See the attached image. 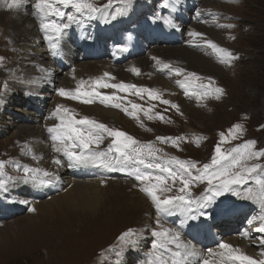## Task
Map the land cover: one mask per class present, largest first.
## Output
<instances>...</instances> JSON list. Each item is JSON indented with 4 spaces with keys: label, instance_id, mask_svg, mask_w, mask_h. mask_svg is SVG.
<instances>
[{
    "label": "rangeland",
    "instance_id": "rangeland-1",
    "mask_svg": "<svg viewBox=\"0 0 264 264\" xmlns=\"http://www.w3.org/2000/svg\"><path fill=\"white\" fill-rule=\"evenodd\" d=\"M30 1L32 4L29 7L28 14L33 17L32 21L37 31L42 33L43 31H41L40 28L42 21L38 15L33 14L35 12V0ZM182 1L185 3L189 2L190 5L178 3L180 0H111V6H108L109 0H90L95 7L101 9V11H99L100 13H95L90 16L89 19L84 18L82 14H80L78 15L77 21L70 23V26H73L71 35L77 37L75 27L79 22L91 24L95 15L99 14L98 21L99 19L105 18L104 16L114 14L120 16V20H122V18L125 19V21L118 26V35L122 34L123 36H126L132 25L137 23L140 24V21L143 23H150L153 21L155 24L159 25L161 22L166 23V21L170 20L171 23L166 24L169 25V28H173L174 26L178 28H174L173 34L180 40L178 39L177 42L171 44V42L165 41V37H161L160 39L162 40V43L159 40H156V49L163 50L166 47H183L189 51L197 53L201 58L208 60L215 68V71H209V69L204 67L202 69L201 67L197 68L196 66H190L186 61L184 62L179 59L168 60L166 57L165 61L162 60L164 61V64L169 65V71H166V75H169L171 72V77L170 75L169 77L175 82L177 80H184L186 73L194 72L199 75L201 79L195 81L193 87L189 88V95H185L184 90L180 87H177L176 92L167 91L160 87L152 86L150 83L148 84V82H145L142 79L141 68L151 62L152 57H155V60L163 59L158 57L160 55L155 56L154 54H151V58L144 56L143 60L146 62L145 65L143 60H139L140 62L138 61L135 65L138 66L139 70L141 69L138 75L133 71L129 70V72L124 69V73L128 72L124 79L123 76L117 74L116 71L118 70H116L115 67L109 66L107 61L102 60V62L107 63L105 65L108 67L107 70H105L106 72H104L112 74L109 77H104L103 70L102 72L97 70L96 77H94L93 80H85L86 86L84 91H90L94 87L93 81L96 78L103 76L104 82L106 83L125 82L154 90L160 94L162 99L169 100L173 104L178 105L179 110L170 105L161 103L159 99H151L148 93L143 94V99L132 94L133 97L127 101L137 104L140 102V105L142 103L144 106L147 104L152 105L150 108L151 111L148 113L153 117L152 119H148L146 115H142L140 113L141 111L139 112L131 109L130 104H128L127 101L118 102L122 103V107H128L130 111H136L138 118L129 116L121 109L112 106H106L95 102L86 104L83 103L82 100H73L68 97H62L58 94V89L64 88L66 90H74L79 82V78L75 83L70 80L71 78L67 79L65 74L70 73L68 71H63V74L55 76L58 80L54 86H51L52 98L49 100L50 102H53V104L54 102L60 103L62 106L61 115L66 117L74 116L76 120L87 116L90 119L107 125L109 128L118 129L131 135L134 139L139 141L141 145L151 142L154 148L162 150L157 152V156L160 157L161 160H156L154 162H168L172 161V158L175 157L178 158L179 161L195 163V168L190 169V183L186 192L182 193L179 191L183 186L180 180L177 179L173 184V181L169 178L166 186L171 188V191H158L157 194L162 199L168 196L183 195L185 196V202L188 200L193 201L190 206L191 208L196 209L203 204L204 201L202 198L209 196V193L212 195V193L207 191L209 187L207 180H197L195 177L200 174L198 170H201L204 164L211 163L212 157L216 155L215 149L217 145H219L221 151L227 155L233 148L243 146L246 141L251 140L255 141V143L251 145L248 150L241 147L240 151L242 153L246 154V151H264V0H208L210 2H215V4L218 5V8L215 9L214 7L213 10H209L210 7H208L207 0ZM6 3L7 0H0V58H3V60L0 61V101L12 97L11 94H8L9 90H11L9 88L12 82L17 81L22 83L20 80H17L16 76L19 74L15 73L14 75L13 71L19 63L18 41L14 38V34L12 33L14 27L13 20L17 19L16 17L19 10L18 8L9 9L6 6ZM173 4H177L185 13L182 14L180 11L174 9L171 10L170 6ZM195 9H200L198 10L199 16L197 17H195L193 13ZM62 11L69 13L74 12V9L66 7V9H62ZM191 18H194L197 27L190 25L189 21L193 20ZM46 19L59 23H65L67 21L66 16L57 19V16L54 15L47 17ZM67 23L69 22L67 21ZM225 25H233V27H225ZM202 26L205 27L200 31L199 28ZM205 29L206 31L213 32L214 35L215 33L219 35L222 33L223 35L221 34L220 36L215 35L216 37H210V35L204 34V32H206ZM192 33H200L203 35L193 36L191 35ZM49 35L52 34L49 33ZM192 38L195 39L192 41ZM67 39L68 37L63 35V44L60 43L62 49L65 48ZM211 40H213L212 42L218 46L229 50L234 58L231 59L230 62L226 59L222 62V54L212 49L207 43H204ZM40 46L41 47L38 51H40L39 54L41 55L43 52L41 51L43 44H40ZM47 46H49V44ZM44 50L45 54L49 55L48 50L45 48ZM38 51L35 52L32 49L31 52L27 53H33V56L31 55L34 57L32 58V62L40 61L39 59L36 60L35 56ZM160 52L161 51H159V53ZM105 60L108 59L105 58ZM155 60L149 63L148 66L157 65L153 64L156 62ZM72 62V65L75 66L74 70L77 69L79 65H77L78 61L76 58L75 60H72ZM38 64L41 65L40 62ZM119 66H121V64H118L116 67ZM171 67H173V70H171ZM22 68L27 71V73L30 70L25 64ZM177 68L186 70V73L177 75L175 72V69ZM33 72V75H35L36 72ZM158 73L159 72H157V74ZM164 73L165 72H163V74ZM33 75L30 77H33ZM209 77L212 78V88L208 90V95L202 96L199 100L196 99L191 93L194 91H200L197 85L201 83L205 85L209 84ZM191 79L194 80L195 78ZM29 80L31 79L29 78ZM61 82H64L65 85L59 87L58 84L60 85ZM22 85H24L25 88H33V84L22 83ZM215 87H220L224 90L223 93L219 95V98H217V94L212 91ZM42 89L44 91V88ZM96 90L104 94H111L104 88H99L98 86H96ZM119 91L120 94L117 93V95L120 97L126 96L127 99L131 94L130 90ZM97 101H99L98 98ZM5 104L6 102L0 103V160L6 162L3 176L6 178L7 183L5 188L0 189V202L6 200V196H10L9 194H11L10 197L12 198L13 203L16 204L15 207L19 206L20 208L25 209L20 213L7 211L8 213L6 212L3 215L8 218L6 220H3V216H0V233L5 231L2 229V227L5 226L4 224H9L19 217H28L30 214L37 215L35 214V210V212L32 211V203L46 201L49 200L48 198L59 196L60 193H62L60 190H56L55 192L47 191L41 196L33 195L30 193V190L27 189V192L22 191L20 194L17 186H14L18 185L20 182L28 183L23 181V177L26 173L24 170L18 168L17 165H23V168L24 166H28L30 168L49 170L40 166L39 158L33 150L34 143H30L32 146L31 150L30 146H28V144L26 145V143L29 142L24 141L25 137H19L18 133H14V129L20 121L16 120L17 118H14L11 110H2ZM93 106L112 109L119 114L120 118H117V120L116 118L108 120L105 119V117L96 116L91 110H88ZM64 108L69 111L67 113L63 112ZM14 109L17 112L25 111L24 107L18 109L15 107ZM157 113L163 114L164 118L160 119L157 116ZM39 115V117L36 116L38 120L43 121V119H46L52 126L56 125V122L57 124L60 123L59 119L55 116L46 117L47 114H44L45 116L42 117L43 115L41 113H39ZM8 121L11 123L8 124ZM235 124H240L242 130L235 132L230 136L229 129ZM44 132L46 138L49 139L48 144L52 146L51 142L53 141L51 140V134L47 129L44 130ZM220 133H224L228 138L222 141ZM104 137L103 143L99 146L106 144L107 147L109 144L108 142H112L113 138L108 136L107 133L104 134ZM157 137H180L181 139L174 144L171 141L165 143L157 140ZM93 148H95V145H93ZM61 154L63 153L61 152ZM233 155H235V153H233ZM242 163L248 166L254 164L261 165V168L252 175L264 179V156L254 157L242 161ZM166 166H170L173 171L178 174L181 171L180 165L176 162H172ZM124 167L128 168L131 173L130 177L127 179L105 177L104 188L106 190V195L102 201L106 202L103 207H101V210H107L108 208L113 210L114 208L118 209L115 206L113 208V204L122 207L130 200V198H139L148 204L149 211H142L141 208H138L125 212L126 208H122L117 212L118 214H114L111 219L105 217L103 219L101 218L103 224L98 227L97 224L95 225V223H91L89 227L84 225L80 230H78L79 227L76 226V218L73 220L70 219L72 220V225L65 227L67 226L66 221H69V218L66 219L62 216L65 220H62L61 217V219L57 218L55 221H47L46 218L39 221L40 218L42 219V216H40L35 220L32 226L28 227L29 229L27 232L21 230L0 237V264H121L123 261L124 264H148L147 256L154 255L158 252L157 249L155 251V248L153 247L154 243H156L153 238L156 236L151 234V232L161 231L163 228L170 229V227L173 226V228L177 227L174 229L175 231L173 230V233H179L180 228L184 224V221L178 224H166L167 221L163 220L160 217V214L164 216L170 215V217L171 215H179L186 219L189 218L188 214L182 208H174L168 213L158 212L151 197L141 190L145 186H150V183H155V181L141 182L135 179V175H133L135 169L137 167L141 168V165L129 162L124 165ZM185 167H187V165H185ZM213 170H217V166H213V168L210 169V171ZM155 174L167 175L165 173H160L159 170H156ZM82 176L83 175H75V178H87L86 176ZM110 182H114L115 186L119 183L122 187V192H118L115 186H112L109 189ZM213 183L217 184L218 181H214ZM161 187L164 186L162 185ZM230 188L232 191H223L222 194L215 197L206 208H200V211L205 212L206 214H217L221 211L230 209L235 203L248 200L254 203L255 207H257L258 211L255 212V219L264 221V191L261 190L260 185L257 184L254 179L249 178L243 184L230 185ZM237 205L238 204L235 206ZM62 212L65 214L68 211L63 207ZM246 213L249 217V213ZM193 215L198 216V219L203 217L199 215V212H194ZM237 218L241 220V223L245 220L240 216ZM20 219L22 218H19V221ZM37 223L39 224L37 225ZM129 228L133 229L135 232V235L130 238L134 243H123L118 237ZM228 236L229 234L226 237ZM138 241H144L145 243V246L142 249L143 256H136L132 253V248L139 243ZM180 241L181 237L178 243L180 246H183L188 253H196V250L193 249V247L198 244L192 243L187 246V244L181 245ZM165 244L168 247L166 249L169 250V253L172 256L174 252L179 251L175 247L176 244L171 242H166ZM169 244H171V248H169ZM202 250H206V247H203ZM202 254L199 255V253H196V255H189L188 258L187 255L182 253L183 263L204 264L205 261H208L209 264H232V261L224 263L227 262L225 256L231 255L235 257L241 254L253 257L257 261L264 259L259 258L258 256H252V254L247 251L236 248L227 250L223 249L219 252V255H214L213 258L206 256L205 253L201 256ZM171 255L168 256L167 254V257H162L171 262ZM155 264H159V261L157 262L156 260ZM239 264H241V261Z\"/></svg>",
    "mask_w": 264,
    "mask_h": 264
},
{
    "label": "bare ground",
    "instance_id": "bare-ground-1",
    "mask_svg": "<svg viewBox=\"0 0 264 264\" xmlns=\"http://www.w3.org/2000/svg\"><path fill=\"white\" fill-rule=\"evenodd\" d=\"M180 1H181L180 4L190 5L189 2L185 3L182 0ZM207 2L209 5L207 6L210 7L209 10H213L214 7L215 9L218 8V5L215 4V2H210L208 0ZM31 4L32 3L30 0H26V2L18 8L19 13H17V17H16L17 19L13 20L14 27H13L12 33L14 34V38L17 39L18 41V52H19V56H18L19 63L16 68L13 67L14 75L15 73L19 74L18 76H16L17 80L18 81L20 80L22 83L33 84V88L32 87L25 88V86L22 85V83L17 82V81H16L17 83L12 82L9 88L11 90L8 89L9 90L8 94H11L12 97L7 98L6 100L3 101V102H6V104L2 108V110H11L14 118H17L16 120L20 121V123L16 125L17 127L14 129V133H18L19 137L24 136L25 137L24 141L29 142V143H26V145L28 144L31 150H32V146L30 143H34L33 150H34V153L39 158L40 166L47 168L49 170L48 172L54 173L55 177L57 178L53 180L57 181V189L60 190L62 193H60L59 196H52L51 198H48L49 200L39 201V203H32V209H35L36 212L35 211L34 212L37 215H32L29 213L30 215H28V217L27 216L19 217V218H22L20 219V221H19V218H17L16 220L14 219L15 221L9 224H4L5 226H3L2 229L5 231L3 233L2 232L0 233V237L6 234L19 232L21 230L22 231L25 230V232H27V230L29 229L28 227L32 226L35 220H37V218L40 216H42V219L40 218L39 221L45 218L47 221L48 220L55 221L57 218L61 219L62 216L66 219L69 218L68 219L69 221H66L67 226L65 227H69L70 225H72L71 221L74 218H76V221H77L76 226H78L79 227L78 230H80L84 225L86 227H89L91 223H95V225L97 224V227H98L99 225L103 224L101 221V218L103 219L105 217V218L111 219L112 216L114 214H118L117 212L120 211L122 208H126L125 212L130 211L131 209H138V208H141L142 211H149L148 204L144 200L139 199V198L137 199L130 198V200L127 201L125 205H123L122 207L121 206L118 207L116 204H113L112 207L114 208L115 206L118 209L114 208L113 210L111 208H108L107 210L105 209L101 210V207H103V205L106 202V201H102L104 200V196L106 195V190L104 188V180H105L106 175L102 174L98 170L93 169L90 165H87V166L83 165L81 168H79V173L80 174L86 173L89 175L86 176L87 177L86 179L75 178V174L73 173L71 167H69L68 166L69 164H67L64 160L65 156L61 153L55 152L52 146L48 144L49 139L46 138L44 130H46L48 127L52 125H50L49 124L50 122H48V120L46 119H43V121L38 120L36 116H38L39 113H41L43 115L42 117L45 116L44 114H47L46 117H54L53 113L56 110L57 106L60 105L59 102H54L53 104V102H50L49 100L52 98L51 86H54L58 80V78L56 79L55 77L56 75L58 76V75L63 74V71H68L70 73L65 74V76L67 79L71 78L70 80L74 81V83L78 78H79L78 79L79 81L81 79L84 81L86 79L93 80V78L96 77L97 70H100V72H102L103 70L104 72L108 68L105 65L107 63L102 62V60L107 61L109 66L115 67L116 70H118L116 71L117 74L123 76V79H124L126 78L125 76H127V73H128V72L124 73L123 72L124 69H126L127 71L129 70L132 71L133 67L138 68V66H135V65L138 63L139 60L142 61L144 59V56L151 58V54L152 55L154 54L155 56L160 55L158 57L163 58V59L155 60V57H152L151 60L156 61L153 64H157L154 66H148V64L151 63L152 61L146 64V62L143 60L144 65L145 64L146 65L145 67L141 68L142 69L141 76L145 82H148V84L150 83L152 86L154 85V86H157V87H160L162 89H165L167 91H172V92H176L177 87L179 86L177 85L175 81H173V79L170 78L171 77L170 74H172L171 72L169 74L170 77L169 75H166V69L164 68V61L166 57L168 58V60L169 59H179L184 62L186 61L187 63H189L190 66H196L197 68L201 67L202 69L204 67V68L209 69V71H215V68L213 67V65H211V62L209 63L208 60L201 58L200 56L197 55V53L189 51L183 47L182 48L166 47L163 50L156 49L157 48L156 40H150L148 42H145L142 40L141 41V45H142L141 54L129 57L128 60H126L125 62L121 64V66L116 67L118 65L112 64L108 60H105V58L102 59V57H100V58L94 59L92 57H87V55H85L81 50H79L78 42L75 41V38L81 37L79 34V31H80L79 25L75 27L77 37H74L72 35L68 37L65 43V48L64 49L61 48V51H62L61 58L63 60L62 63H58V64L53 63L49 55L45 54L44 48H46V46L49 44V41L45 39V33H40L37 31L32 21L33 17L28 14L29 7ZM198 10L200 9H195L193 11L195 17L199 16ZM182 13H185V12L182 11ZM111 17L112 18L109 21H106V18H102L96 22V26L100 28L105 35L108 33H111V30L104 29L103 25L114 22V21L117 23V25L122 23V20H120V16L112 15ZM194 18H191L193 20L189 21V23L191 26L197 27V24H195ZM136 27L139 28V26H136ZM204 27L205 26L200 27L199 30L202 31ZM89 28H91V26L87 27V29ZM175 28L178 29L176 26ZM83 29L85 28H82V30ZM204 34H208L210 35V37L219 35L217 33H215L214 35V33L211 31H206L204 32ZM92 35L97 36L98 32L94 31ZM193 39L195 38H192V41ZM40 44H43V47L41 50L43 52L41 55L39 54L40 51H38L41 47ZM99 45H100L99 43L95 45L96 49H99ZM32 49L35 52L38 51L35 56H36V60L39 59L40 61L32 62L33 61L32 58H34L32 57L33 53L27 54L28 52H31ZM159 51L161 52L159 53ZM66 54H67V58H66ZM75 58L78 61L77 65L79 66L77 67V69L74 70L75 66L72 65L73 64L72 60H75ZM39 62L41 63V65L38 64ZM24 64L27 65L30 69L28 73L22 68ZM161 70L165 72L164 73L165 75L161 72ZM33 71L36 72L35 75H33L34 74ZM157 72L159 73L157 74ZM31 75H33V77H30ZM29 78L31 80H29ZM139 78H140V75H139ZM62 85L64 86L65 83L61 82L60 85L58 84L59 87H62ZM42 88H44V91ZM104 89L108 91V93L109 92L112 93L113 91H115L118 94H120V91L116 89H106V88ZM15 107L16 109L20 107H24L25 111L17 112L14 109ZM88 110H91L94 114H96V116L98 115L101 117H105V119H108V120L115 119V118L117 120V118H120L119 114L112 109H104L98 106L97 107L93 106L89 108ZM10 123L11 122L8 121V124ZM56 159H59L61 163L60 164L54 163V160ZM20 183L18 185H14V186H17V189L18 191H20V194L22 193V191L27 192V189H28L30 190L31 194L38 195L32 192V190L29 188L28 183L27 184L26 183L20 184ZM109 186H110L109 189L112 186H115L114 182H110ZM115 188H117L118 192L119 191L122 192L121 190L122 187L119 183L116 184ZM15 191L19 193L17 190ZM43 194L44 192H42V195ZM9 195L11 196V194ZM247 202L249 203V201L240 202L235 207V210L239 209V211L237 213H231L236 217L240 216L245 219L244 221L246 222H245L244 227H242L243 226L242 224L240 225V227L239 226L235 227V224L238 225V223L235 220H233L234 216H230L228 218V224L226 223L224 224L226 226L218 227L217 225L210 224L213 238L212 239L207 238L203 242H200L199 245L197 246L195 245L193 249L196 250V253H199L200 255L204 252L206 256L213 258L214 255L216 256L219 255V252L223 250V248H220L219 245L221 243H227V244L232 245L233 248L247 251L248 253L252 254V256H258L259 258H264V232L259 231L260 228L264 227V221L255 219V212L257 211V207H254L253 209L254 212L252 213L250 217H248V214L246 213L248 210ZM63 207L68 211L65 214L64 212H62ZM7 211L9 210H5L4 212L0 211V216L2 217ZM63 217H62V220H65L63 219ZM200 218L201 219H199V221H202V222L205 221L204 217H200ZM183 221H184V224L182 225L179 231V234L181 237L180 243L181 245L187 244L188 246V244L191 245L192 242L189 241L187 238H184L182 234L186 235L187 226L190 225L191 223L188 222L187 220H183ZM248 221H251L250 222L251 226H249ZM38 224L39 223H37V225ZM245 226H247L248 229H245ZM176 228H173V226L170 227V229L172 230ZM199 233L200 234L204 233L203 235L206 236L207 230L204 228H201L199 229ZM228 234L229 236L226 237ZM144 246H145L144 241H140L135 247L132 248V253L136 256L137 255L143 256L142 249L144 248ZM169 246H170L169 248H171V244H169ZM203 247H206V250L203 251L202 250ZM209 250H211V252ZM203 254L201 256H203ZM164 260L167 261L168 264H171L169 260H166V259ZM121 264H124V261Z\"/></svg>",
    "mask_w": 264,
    "mask_h": 264
},
{
    "label": "snow or ice",
    "instance_id": "snow-or-ice-1",
    "mask_svg": "<svg viewBox=\"0 0 264 264\" xmlns=\"http://www.w3.org/2000/svg\"><path fill=\"white\" fill-rule=\"evenodd\" d=\"M26 0H7L6 6L11 8H19L24 4ZM71 7L74 9V12L66 13L60 10L59 6ZM111 6V0H109V5ZM35 12L34 15H38L41 19L40 28L45 32V39L49 41V47L55 50L58 47V41L64 33V30L70 26L71 22H75L78 19V15H87L92 16L95 13L101 11L100 8H97L90 2V0H35L34 4ZM59 16L61 18H67L69 23H59L53 20L46 19L50 16ZM166 23H171L170 20ZM225 27H233V25H225ZM49 31L52 35H49ZM193 36L203 35L200 33H192ZM206 43L218 53L222 54V62L225 59L230 62L234 57L229 50H226L212 41H206ZM127 51L126 48L122 49ZM3 58H0L2 61ZM168 64H164V68H168ZM132 71L135 74H139L140 70L133 67ZM177 75L185 74L186 70L184 69H175ZM109 73H104V77H109ZM104 77L96 78L93 81L94 87L90 91H84L86 86V81L80 80L77 84V87L74 90H66L64 88L58 89V94L62 97H68L73 100H82L83 103L91 104L95 102L98 98L101 104L106 106H112L117 109H121L127 115L134 118L137 117L136 111H130L128 107H122V103L118 101H127V97H120L117 95V92L113 91L111 94H104L96 90V86L99 88L106 89H116L121 91L134 90V93L137 97L143 99V94L148 93L151 99H159L161 103L165 105H170L173 108L179 110V106L173 104L169 100H164L159 93L154 90L147 89L143 86H137L133 84H127L125 82L119 83H106L104 82ZM191 78H195L194 80ZM201 78L197 73H186L184 80H177V85L184 89L185 95H189V88L193 87L195 81H199ZM209 84H199L197 87L200 91H194L191 94L196 97V99H201L202 96L208 95V90L212 88L211 80L209 77ZM219 95L223 93V89L220 87H215L212 89ZM3 103V101H0ZM130 104L131 109L139 110L143 106L131 101H127ZM62 106H57L56 110L53 113V116L57 117L60 123L50 126L47 128V131L51 134L52 148L57 153H63L68 157L70 161L69 167L78 166V165H95L98 167H103L109 170H115L117 165L123 166L129 162H132L136 165H143L146 169L141 171L139 167L135 170V179L141 182L144 181H155V183H150V186H145L141 190L147 193L158 212L168 213L174 208H182L188 214L189 219H198V216L193 215L194 212H199L200 216L206 215L205 212L200 211V208H206L209 203H211L215 197L220 196L223 191H232L230 185L243 184L247 179L252 178L260 185L261 190L264 191V179H260L257 176L252 174L256 173L258 169L261 168V165L254 164L248 166L243 164L242 161L252 159L254 157L264 156V151L260 152H251L246 151L242 153L240 151L241 147L245 150H248L255 141H246L243 146H237L231 150L230 153L225 155L219 145H217L215 152L216 155L212 157L210 164H204L201 170H198L200 174L195 177L197 180H207L208 182V192H211L212 195H209L203 199V204H201L196 209L191 208L193 201L188 200L185 202V196H168L166 198H161L157 192L158 191H171V188L167 187V180L170 178L173 181V184L178 179L183 185L179 191L184 193L189 188L190 177H191V168H195V163H189L185 161H179L178 158L173 157L172 161L168 162H154L156 160H161L157 156V152L162 151L161 149L154 148L153 144L149 142L148 144L141 145L139 141L134 139L131 135L118 130L109 128L103 123H99L89 117L85 116L79 120H76L74 116H64L61 115ZM167 110V109H166ZM69 110L64 108L63 112L67 113ZM151 109H148L144 114L148 119L153 117L148 113ZM157 116L160 119H163V114L157 113ZM242 126L240 124H235L231 129H229V135L241 131ZM107 133L108 136L112 137V142L106 150H100L99 145L103 143L104 134ZM220 136L223 140H226L228 137L224 133H220ZM180 137L167 138V137H157V140L162 142H173L180 140ZM95 145V148H93ZM77 149H79L77 151ZM235 153V155H233ZM172 162H176L180 165V173L173 171L170 166H166ZM54 163L60 164L59 159L54 160ZM5 161L0 160V176L4 175ZM187 165V167H185ZM213 166H217V170L210 171ZM19 167V165H17ZM238 169V170H234ZM26 175L23 177L25 182L27 181H38L40 184L51 183L53 179H56L54 173H50L47 170H41L39 168H30L24 166L23 168ZM159 170L160 173H165L167 175H156L155 171ZM214 181H218L217 184H214ZM6 181L0 179V189L5 188ZM164 187H161V186ZM35 209H32L34 211ZM259 231L264 232V227L260 228ZM135 235L133 229L129 228L125 232L121 233L119 240L123 243H134L131 241V237ZM153 235L162 238L163 242L154 243L153 247L157 249H164L165 243L170 240L171 243L176 244L177 247H180L178 243L180 239V234L178 232L173 233L172 229L163 228L161 231L153 232ZM223 249H232L233 246L227 243H221L219 245ZM167 251V249H165ZM211 252V250H209ZM189 255H195V252L188 253ZM223 255V254H221ZM173 256L177 259L172 261V264H183L182 253L177 251L173 253ZM155 258L159 261V264H168L162 257V254L158 251L155 254ZM235 259L241 261V264H264V259L255 260L253 257L241 254L234 257ZM204 264H209L208 261H205Z\"/></svg>",
    "mask_w": 264,
    "mask_h": 264
}]
</instances>
